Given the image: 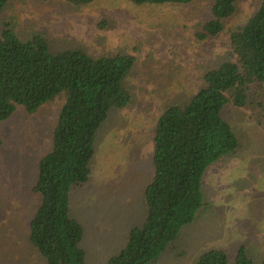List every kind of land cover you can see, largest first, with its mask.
I'll use <instances>...</instances> for the list:
<instances>
[{
    "label": "rangeland",
    "instance_id": "1",
    "mask_svg": "<svg viewBox=\"0 0 264 264\" xmlns=\"http://www.w3.org/2000/svg\"><path fill=\"white\" fill-rule=\"evenodd\" d=\"M260 0H239L225 30L206 41L196 31L212 16V0L190 5H136L96 0L75 7L65 0H10L0 15L21 38L44 34L53 50L82 48L94 56L134 55L132 104L114 110L97 133L86 183L69 193L70 215L84 230L86 264H107L146 219L143 197L154 175V131L172 104H185L204 86L205 74L233 61L230 30L244 25ZM59 101L28 115L18 111L0 126V264H46L28 239L39 198L33 192L37 161L46 151ZM252 104L230 108L229 123L242 147L206 169L203 206L179 238L149 264H195L211 249L233 264L241 246L264 264V118Z\"/></svg>",
    "mask_w": 264,
    "mask_h": 264
},
{
    "label": "trees",
    "instance_id": "2",
    "mask_svg": "<svg viewBox=\"0 0 264 264\" xmlns=\"http://www.w3.org/2000/svg\"><path fill=\"white\" fill-rule=\"evenodd\" d=\"M75 7L96 0H65ZM136 5H190L199 0H128ZM239 0H212V16L196 31L199 41L219 36ZM10 0H0V15ZM233 61L204 76L185 104H172L154 131V175L143 197L146 219L128 233L107 264H149L179 238L203 206L202 177L209 165L242 147L229 123L230 108L254 105L264 118V0L244 25L230 30ZM137 58L124 52L94 56L82 48L53 50L44 34L21 38L6 25L0 34V126L18 111L28 115L59 101L46 151L36 164L39 198L28 239L46 264H86L84 230L70 215L69 193L86 183L97 133L114 110L132 104L130 79ZM195 264H230L226 252L206 250ZM233 264H257L241 246Z\"/></svg>",
    "mask_w": 264,
    "mask_h": 264
}]
</instances>
